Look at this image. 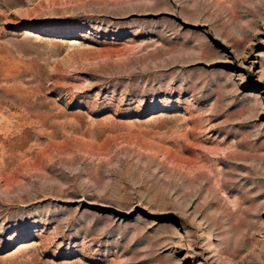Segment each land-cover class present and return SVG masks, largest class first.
Returning a JSON list of instances; mask_svg holds the SVG:
<instances>
[{"label": "rangeland", "instance_id": "obj_1", "mask_svg": "<svg viewBox=\"0 0 264 264\" xmlns=\"http://www.w3.org/2000/svg\"><path fill=\"white\" fill-rule=\"evenodd\" d=\"M0 264H264V0H0Z\"/></svg>", "mask_w": 264, "mask_h": 264}]
</instances>
